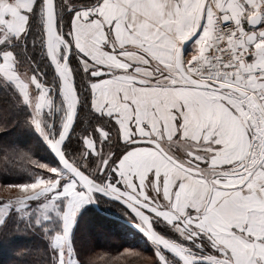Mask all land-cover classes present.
I'll return each instance as SVG.
<instances>
[{
    "label": "snow or ice",
    "instance_id": "snow-or-ice-1",
    "mask_svg": "<svg viewBox=\"0 0 264 264\" xmlns=\"http://www.w3.org/2000/svg\"><path fill=\"white\" fill-rule=\"evenodd\" d=\"M0 92L17 264H264V0H0Z\"/></svg>",
    "mask_w": 264,
    "mask_h": 264
},
{
    "label": "trees",
    "instance_id": "trees-1",
    "mask_svg": "<svg viewBox=\"0 0 264 264\" xmlns=\"http://www.w3.org/2000/svg\"><path fill=\"white\" fill-rule=\"evenodd\" d=\"M5 102H6V97L4 96V94L2 92H0V106H3L5 104ZM12 135L13 136H19L21 139H26V136L24 134V130L22 128L16 129L15 132L12 133ZM92 208H93L94 213L98 214L99 217H101L104 221H106L103 223L108 222V223H111L112 225H114L113 227L105 228V230H103L102 232L99 229H93L91 231H94V232H91L90 229L86 228V226H84V223H83V228H84L86 234H89L90 236L93 235L95 240L97 242H99V244H101V246L103 247V248L101 247L100 250L99 249H97V250L100 252H105L106 249H109V248L114 249L115 246H121L122 245L123 247H127L128 244H126L125 241L130 240L131 235H130V233H125L121 229L120 225H121L122 221H119V222L115 221L114 222L113 219L107 220V218L106 219L103 218L104 214L109 215V218L114 217V216L110 215L106 210H102V209L96 208L94 206H92ZM110 228H112V229H110ZM105 232H106V234H105ZM14 238H15V236H13V234L7 238H5L3 236V240L5 241L4 242L5 244L0 245V256L1 255L4 256V254H6V256H8L11 253H13V254H15V256H17L18 251L26 248V247H18V250H15L14 247H11V246L9 247L8 245H6V244H8V242H11V245H14L12 243V241H17L18 243L27 241L30 243L28 246H31L32 244L36 243V238L33 236H27V238L26 237H21V238H17V239H14ZM109 254L115 255V251L113 250V251L109 252ZM0 264H3V263L0 261ZM13 264H17V261L15 260V262Z\"/></svg>",
    "mask_w": 264,
    "mask_h": 264
},
{
    "label": "rangeland",
    "instance_id": "rangeland-1",
    "mask_svg": "<svg viewBox=\"0 0 264 264\" xmlns=\"http://www.w3.org/2000/svg\"><path fill=\"white\" fill-rule=\"evenodd\" d=\"M10 193H8V192H6V191H3V190H0V198H2V197H4V196H6V195H9ZM92 206H94V205H89V208H90V212L86 215V217H85V219H84V221H83V223H84V226H86V228H89L90 229V231L91 230H93V229H98V225H103V228H102V230H100L101 232L103 231V230H105V228H108V227H113L114 225H112L111 223H103V222H106V221H104L101 217H99L98 216V214H96V213H94V211H93V208H92ZM104 207H107V206H104ZM108 212V211H107ZM109 213V212H108ZM103 214V213H102ZM103 218H107V220L108 219H113V221L115 222V221H120V220H116V218L115 217H110L109 218V215H103ZM108 224V225H107ZM130 228V227H129ZM110 229H112V228H110ZM91 232H94V231H91ZM105 234H106V232H105ZM87 235H89V234H87ZM95 235V234H94ZM13 236H15V238L14 239H17V238H21V237H26L27 238V236H31L30 234H13ZM93 236V235H92ZM5 241L3 240V235H0V245H3V244H5L4 243ZM97 242V241H96ZM12 243L14 244V245H11V242H8V244H6V245H8L9 247L11 246V247H14L15 248V250H18V247H27L30 243L29 242H27V241H24V242H21V243H18L17 241H12ZM97 244L100 246L98 249L100 250L101 249V244H99V242H97ZM103 245V244H102ZM8 247V248H9ZM105 247V246H104ZM103 248V247H102ZM7 249V248H6ZM109 254V253H108ZM15 260H16V256H15V254H13V253H11L10 255H8V256H6V254H4V256L3 255H1L0 256V261L3 263V264H13L14 262H15Z\"/></svg>",
    "mask_w": 264,
    "mask_h": 264
},
{
    "label": "water",
    "instance_id": "water-1",
    "mask_svg": "<svg viewBox=\"0 0 264 264\" xmlns=\"http://www.w3.org/2000/svg\"><path fill=\"white\" fill-rule=\"evenodd\" d=\"M94 207H96V205H94ZM97 208V207H96ZM130 227V226H129Z\"/></svg>",
    "mask_w": 264,
    "mask_h": 264
}]
</instances>
